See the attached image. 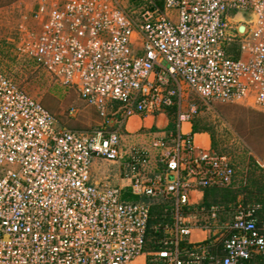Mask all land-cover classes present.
<instances>
[{"label": "built area", "instance_id": "2783aa9c", "mask_svg": "<svg viewBox=\"0 0 264 264\" xmlns=\"http://www.w3.org/2000/svg\"><path fill=\"white\" fill-rule=\"evenodd\" d=\"M127 1L130 9L124 0H44L32 27L20 28L19 51L77 89L106 123L65 128L0 70V264H242L264 256L260 205L239 203L222 221V207L192 200L233 186L227 156L181 131L151 148L128 146L107 121L110 111L125 124L173 105L181 123L191 121L196 109L182 110V83L206 102L264 113V0ZM96 158L117 165L129 185L94 182ZM155 204L163 214L151 224ZM196 229L205 241L190 240Z\"/></svg>", "mask_w": 264, "mask_h": 264}, {"label": "rangeland", "instance_id": "374dc122", "mask_svg": "<svg viewBox=\"0 0 264 264\" xmlns=\"http://www.w3.org/2000/svg\"><path fill=\"white\" fill-rule=\"evenodd\" d=\"M42 1L0 0V70L52 112L61 126L96 130L103 119L81 99L77 89L62 86L19 51L20 28L32 27V13ZM127 2L124 0L130 9L132 5ZM182 93V110H188V106L189 110L191 106L196 109L193 121L210 129L217 146L213 150L231 160L237 180L244 186L252 173L259 176L261 172L252 160L264 169V113L236 104L206 102L186 85H182ZM100 166L109 186H116L119 167L108 162ZM245 196L241 194L242 199Z\"/></svg>", "mask_w": 264, "mask_h": 264}, {"label": "crops", "instance_id": "0c3cea01", "mask_svg": "<svg viewBox=\"0 0 264 264\" xmlns=\"http://www.w3.org/2000/svg\"><path fill=\"white\" fill-rule=\"evenodd\" d=\"M238 18H240V16ZM182 85H186V84L182 83ZM174 101H176V98H174ZM222 104H225V103H222ZM183 106H184V98H182V107ZM238 106H242V105H238ZM89 107L97 111L95 107H92V106H89ZM173 107H176V112L172 113V116H170L169 113H171ZM189 108L190 106H188V110H185V111L186 112L189 111ZM102 119H103L102 123L100 124L101 126L104 123H106V119L104 118ZM172 119L175 120V124H176L174 129H171L170 127V123ZM107 121L110 123L111 130H119L121 132V134L123 135V139L128 146L129 145L130 146H142L146 148H151V144L154 140L168 139L171 134H177L179 131H181L184 134L191 135L194 139L195 144L201 149L211 150L212 152H214L212 133L210 129L208 127H207L208 129L206 128L204 129L202 127L203 125H201L199 126V132L193 133L194 124L197 123V121H193V118H192L191 121L181 123L179 121V109L177 105H173L171 107H164L160 110H156L153 113L136 114L135 116L131 117L128 121H126L125 124L120 123L121 122L120 115H116L114 111H110L108 113ZM158 153L159 151H156L154 149L152 150L151 155L152 157H154V160H153L154 163H155V157ZM101 162L103 163L105 161L99 158H96L93 161V169H92L93 180L94 182L98 184H108L106 182L107 178L103 176L104 174H103V171L101 170V166H100ZM257 164L259 165V163ZM118 176H119V179L117 180L116 186L120 187V186L129 185V183L126 182V180L121 179L120 173ZM247 186H248V179L246 178V180L244 181V186H243L241 184V181L237 180V172H236L234 184L230 188L241 191L244 187H247ZM206 192L207 190L201 193L200 192L195 193L192 199L193 202H199L200 205H203ZM243 200L244 199H242L240 195L238 197L237 202L243 203ZM213 206H219V205L216 204ZM234 211H235V207L230 205L229 211H227L225 214H221L220 219L222 221L232 220V217L230 218V215L233 216ZM223 217H225V219H222ZM206 238H207V234L205 232L196 229V230H193L190 240L194 243H198V242L205 241Z\"/></svg>", "mask_w": 264, "mask_h": 264}, {"label": "trees", "instance_id": "16d2710c", "mask_svg": "<svg viewBox=\"0 0 264 264\" xmlns=\"http://www.w3.org/2000/svg\"><path fill=\"white\" fill-rule=\"evenodd\" d=\"M142 0H138V2H141ZM176 112V107L172 108V111L170 114V116H172V113ZM176 126L175 124V120L172 119L171 123H170V127L171 129H174ZM199 126H201V124H199L198 122L194 124V129H193V133H198L199 132ZM204 129H208L206 125L202 126ZM212 139H213V148H217L214 137L212 135ZM215 152V151H214ZM218 155H223L220 153L215 152ZM252 164H254V167L256 169H258L261 174L259 176H256V174H251L249 179H248V186L244 187L241 191H238L236 189H232V188H227V189H207V192L205 194V198H204V202L203 205H201V207H206V208H211L213 205H219L220 207L223 208L222 214H225L227 211H229V207L230 205L234 206L235 208L238 206V197L241 194H246V196L244 197L243 200V204L244 205H248V204H259L261 205V209L257 212L256 214V219L258 221L257 226L258 229L260 230V232L262 234H264V169L261 168L256 161L252 160ZM208 191H217L214 192L213 194L208 192ZM126 199L133 201V202H148V200L145 197H135L130 193H126ZM163 204H155L152 206L151 209V224H153L156 221H160L161 216L163 214ZM155 217H158L157 220H155ZM234 217V215H230V218ZM222 219H225V217H223ZM208 264V263H206ZM242 264H264V256H257L252 260L249 261H245Z\"/></svg>", "mask_w": 264, "mask_h": 264}]
</instances>
